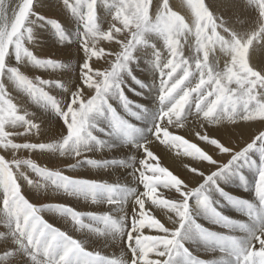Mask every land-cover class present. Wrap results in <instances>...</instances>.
<instances>
[{
    "label": "snow or ice",
    "instance_id": "1",
    "mask_svg": "<svg viewBox=\"0 0 264 264\" xmlns=\"http://www.w3.org/2000/svg\"><path fill=\"white\" fill-rule=\"evenodd\" d=\"M37 3L38 0H0V150L55 152L75 160L68 168L127 167L123 159L97 160L87 155L94 153L98 145L106 147L94 134L102 116L110 127L100 131L109 137L121 136L143 156L139 161L133 157L131 175L137 186L129 189L119 181L76 179L33 159H8L0 154V226L4 229L0 231V264H264V130H258L240 145L197 132L200 140L213 146V154L169 131L173 125L183 127L190 115L208 124L228 121L237 127L238 121L264 120V67L257 70L247 58L254 41L264 40V0H247L246 5L235 0L232 13L242 15L252 6L258 9L254 25L243 35L204 0H188L194 16L192 23L173 10L169 0H156L155 6L153 0H62L64 8L78 21L83 52L79 83L67 100H58L47 90H66L62 81L30 78L20 68L27 63L46 70L66 67L59 60L41 58L26 46L35 39L34 28L45 21L59 34V43L71 42L58 20L36 11ZM99 8L110 17L106 29L102 27ZM152 38L161 40L165 50L161 58V50L152 45L158 61L160 105L153 137L166 145L183 146L184 154L199 162L189 167L191 179L187 183L159 165L151 150L152 141H134L139 129L109 103L110 96H118L126 111L138 115L134 102L123 93L122 73L131 72L129 65L135 59V50L147 46ZM100 41H108L118 50H106L99 46ZM185 46L190 55H185ZM217 49L229 57L223 67L215 57L210 59ZM13 57L15 66L11 64ZM102 59L107 67H93L94 60ZM9 85L32 102L55 110L63 122L58 139L30 142L33 136L42 137L43 129L16 101ZM18 138L25 142H16ZM183 142L193 147L187 148ZM246 165L257 170L255 203L225 193L218 183ZM21 181L37 190H62L92 204H106L109 209L78 211L66 204L32 203L22 191ZM160 188L174 192L175 198L158 199L162 195L158 193ZM214 193L243 207L249 221L225 216L218 210ZM146 202L163 210L171 226L156 218L146 208ZM200 211L225 230L217 232L198 223L195 217ZM45 212L59 214L71 223L74 232L114 240L122 249L120 258L87 246L83 239L46 220ZM146 228L155 230V234L146 235ZM194 238L204 242V252L217 258L205 260L195 255L187 246Z\"/></svg>",
    "mask_w": 264,
    "mask_h": 264
},
{
    "label": "bare ground",
    "instance_id": "2",
    "mask_svg": "<svg viewBox=\"0 0 264 264\" xmlns=\"http://www.w3.org/2000/svg\"><path fill=\"white\" fill-rule=\"evenodd\" d=\"M51 1H53V0H51ZM58 1H61V0H57V3L59 4ZM212 2H214V1H212ZM232 3H234V2H232ZM62 5H63V3L61 2V5L59 6V10L61 9ZM221 6L222 5H220V7ZM233 6H234V4H233ZM51 9H52L51 6H49L48 11H50ZM99 9H102V8H99ZM54 11H55V9H54ZM100 12H101L100 19L102 21V27L108 26L107 23L110 22V17L107 16L104 9H102ZM61 16L63 17L62 14H61ZM192 17H193V14H192ZM64 19H65L64 22L69 21L66 18H64ZM69 23H71V22L69 21ZM236 23H237V21H236ZM44 24L46 25V23H44ZM44 24H39V25H41V29H42V27H45ZM68 29L70 30V29H72V27H70ZM42 34L43 33H41V36H38L39 49H41L45 52V50L52 48L55 51H57V53L58 52L61 53V57H63L62 63H64L63 65H65L66 67L61 68V73H60L61 78L60 79H62L61 81L64 83L66 90L59 88V87H54L53 89H54V91L57 92V96H58L59 100H64V99L67 100L69 92L74 91L75 87L79 83V79L77 77H75V74L71 73L70 67H71V65L76 64L77 61L83 62V52L80 50V36L78 38V45L73 46V43H70L71 44L70 47H67L64 43V45L61 48V46H59L56 42H55L56 44L54 43V40L49 42L48 37L42 36ZM105 45H109V42L108 41H100V43H99L100 47H103ZM152 45H155L156 49L161 50V55L165 54V50L163 49L162 41L159 39H156V38H152L149 40L148 45L146 46L147 48H145V46L144 47H139V46L137 47V51L140 53V57H141V59H143V61H141L138 66H136L138 68L139 73L141 74V77L138 78L134 82V87H135V89H137L139 91H143V93L141 94V96H139V94H136V92L131 91V92H128L129 93L128 97H132L135 99L136 97L142 98V96H143L144 100H146V101L148 99L154 97L155 101H156V102L154 101V105H155V103H157L158 106L160 107L159 101L157 99V97H158V89H157L158 84L157 83L158 82L156 83L157 85H155L154 82L156 81V79L153 78V76H152L153 74L159 75V71L158 72H151L152 70L158 69L157 68L158 61L149 59L150 57L155 56L154 49H153ZM263 45H264V43H263ZM185 47H187V46H185ZM112 48H114V47L112 46ZM187 52L188 51H186V53ZM261 52H264V51H261ZM261 52L259 51L256 54V51H254L253 56L251 55L252 56V62L254 64H256L258 61V58H260V57H258V54ZM51 53H54V52H51ZM213 57H215V59L219 62L220 67H223L225 61L229 59V57L225 53L219 51V49H217V51L215 53L210 54V59H212ZM137 62H138V60H137ZM78 63H80V62H78ZM95 65H98V63ZM149 67H151V69H149ZM39 68H40L39 70H44V68H41V67H39ZM35 69H37V68L35 67ZM51 74H52V71H51ZM55 74H58V73H55ZM125 74L126 73H123V75H125ZM127 77H128L127 79H131V77H132L131 73H129L127 75ZM151 85H153V88H156V90L155 91L152 90L153 92H148V88H150ZM11 88H13V87H11ZM49 89H52V88H49ZM49 91H52V90H49ZM110 97L114 98L116 96L112 95ZM143 98H142V102H143ZM23 99L27 100V99H25V97ZM115 101H117V100H115ZM25 103H23V104L26 105ZM33 103L34 102H32V104ZM33 108L34 107L32 106V109ZM32 109H30V110H32ZM43 110H44V107H42V106L32 110L33 111L32 112L33 113L32 118L34 116V119H36V122L40 123L41 127L43 129L42 137H36V136H34V137L39 138V140L40 139L46 140L48 135H50L51 133L53 134V132H56L59 135H61L62 134V125H63L62 120L59 119V117L57 115L55 116L51 111L48 113L49 116H47L48 114L46 113V116H44L45 118L40 119L38 116H40L39 114H41V111H43ZM49 110H50V108H49ZM145 111L147 112L148 117L154 118V120L158 121L159 110L157 112V115L155 114V112H153V113L149 112L148 109ZM153 111H155V110H153ZM54 113H55V111H54ZM140 118H143V117H140ZM103 119L106 120L104 117H103ZM139 121H140V119H139ZM141 121H143V120H141ZM238 123L240 125L239 127H237L236 125H234L228 121H222L218 125L217 124H208L207 122L197 120V119H195L194 116L190 115L189 119L187 121H185V124L183 123V127L181 129L178 127H174V128L172 127V132L174 135L183 137L184 139L189 141V143L196 144L202 150L209 152V154H213V152L215 151L213 146H211L210 144H207L206 142L200 140L199 137L196 135L197 132H200L201 134L207 133L210 137H215L217 139L224 137V139L231 141V143H233L234 145H240L244 141H246L250 135L255 134L258 130L264 129V120H261L259 118H257L256 120L247 121V122L238 121ZM137 125H139V124H137ZM201 125H203V127H201ZM101 127H102V125H101ZM58 134H53V135H58ZM145 134L146 133L144 132V130H141L140 132L135 133L134 134V141L139 142L141 144L145 143L143 141H146L145 139H149L147 137L148 135L146 136ZM180 137H177V139H179ZM125 143L127 144L128 142H126V140L124 138H122L119 135L113 134L111 140L108 143V147L105 151L101 152V151H99V148L97 147V150L94 153H88L87 155L90 158L99 160V159H106L107 157H109L107 155L111 154V156L115 159H119V158L123 159L124 158L123 160L129 162L128 158H125V155H123V154L126 152L127 149H129L131 147L127 148L125 146L126 148H124L123 145H125ZM183 143L186 145L187 148L193 147L192 144H187V142H183ZM151 150L153 151L154 155L158 158V163L161 167L167 168L169 171L173 172V174L178 176L180 179H184L186 183L191 179V174L189 173V167H195L199 163L198 161L194 160L192 157L186 156L184 154L183 146L177 148L175 146L166 145V144L158 141L155 146L151 143ZM141 153L142 152L137 151L136 148L130 149V151H129V154H131L130 157L133 156L135 159H138V160L140 158H136L135 156H138L137 154L141 155ZM42 154H45V153H42ZM46 154H48V152H46ZM46 154H45V157H46ZM49 155H54V154H49ZM217 155H219V154L217 153ZM37 156L39 157L41 155L39 154ZM126 156L128 157V155H126ZM56 157H58V156H56ZM56 157H53V158H56ZM50 158H52V156ZM53 158H52V161L54 160ZM60 158H61V156H60ZM253 159L258 160V157H253ZM132 160H133V158H132ZM52 161L50 160V162H52ZM24 170L27 171L28 174L30 176H32L33 179H36V177L30 172V170H27V169H24ZM75 170L79 171L82 175H84L85 179L86 178L90 179L91 177L95 178L99 175H102L101 180H104V181H107L110 183H115L117 181H119V182L124 181L123 184H128V185L130 184L129 189L137 186L136 181H135V177H133L131 175L133 168H130L129 166H127V167H123V166L112 167V168H107V169L95 168L92 166L91 167L85 166V167H83V169H81L79 167L78 168H68V170H65V172L67 171V173L69 174V173L75 172ZM241 174L243 176V179H241ZM256 179H257L256 168L246 165V166L240 168L238 172L231 174L228 177L222 178L220 181H218V183L223 188L225 193H228L235 198H239V199L244 200V201L255 203L256 197H255V193H254V185L256 183ZM21 183H22V191L24 192L26 198H28L32 203H36V202L38 203L39 200H42L43 198L46 197L50 201H53V200L59 201L58 202L59 204L61 203V201L63 202V199L64 200L68 199L69 200L68 205L73 206V208L75 207L76 210H78V211H107L109 209V206H107L106 204H102V203L101 204H92L90 200L87 201V200L83 199L82 201H80L79 199H74V198H72L73 196L67 195L62 190L56 191V190H53L52 188H48L46 190L45 189L37 190V189H34V188L28 186L23 181H21ZM140 190L143 191L142 186H140ZM158 193L162 194V195L157 196L158 199H173V198H175L174 192H169L163 188L158 189ZM213 199L219 201L218 210L221 211L225 216L230 217V218L237 220V221L245 222V223H247L249 221V217L246 215V210L243 207L229 202L226 198L221 197L218 193L213 194ZM79 205H81L82 208ZM128 208H129V211H131V202H129ZM146 208L151 210L153 215H155L156 218L160 219L162 223H165L166 226H171L170 223L167 221V218L164 215L163 210L158 209V208H154L153 206L150 205L149 202H146ZM55 214L56 213H53V212L43 213L44 218L45 217H48V218L52 217L54 220H56L58 222L57 224H59V226H60V224H62V227H61L62 230L69 231V233L73 234L74 237L77 239H83L86 242L87 246H89L91 248L102 249L106 255H109L112 258H120L122 249L119 245L115 244L114 240L105 241L104 239H101V238H103L102 235L97 236V235L90 234V233L74 232L73 229L71 227H69L71 224L68 226L67 223H65L63 219H62L63 222H60V220L57 217H55L57 214L56 215ZM60 218H62V217H60ZM195 218H196L198 223H200L202 226H204L206 228H210L211 230H214L217 232H223L225 230L222 226H218V225L214 224L213 220L210 218V216L206 213H203L202 211L198 212ZM3 230L4 229H2V231ZM144 231H145L146 235L155 234V230H149L146 228ZM187 246L193 251V253L195 255L199 256L201 259L211 260V259L217 258L216 255H214L212 253H206L202 250V248L204 246V242L202 240H199L198 238H194V239L189 240L187 243ZM91 248H90V250H91Z\"/></svg>",
    "mask_w": 264,
    "mask_h": 264
},
{
    "label": "rangeland",
    "instance_id": "3",
    "mask_svg": "<svg viewBox=\"0 0 264 264\" xmlns=\"http://www.w3.org/2000/svg\"><path fill=\"white\" fill-rule=\"evenodd\" d=\"M179 3H178V2ZM182 1V2H181ZM212 1H214V2H212ZM222 1V2H221ZM59 2V4L61 5V2H62V0L61 1H58ZM193 2H194V0H193ZM204 2L206 3V4H209V5H211L210 7H212V10L215 12V14H217V15H221V16H224V18L226 19V21L228 22V25L231 27V28H233L236 32H238V33H240L241 35H243V34H245L247 31H249L250 30V28L254 25V22H255V20H256V17H257V14H258V9H256L255 8V6H252L251 8H248V9H246V11H245V13L243 12L242 13V15H240V14H238V13H232V11L234 10V8H235V0H204ZM228 2V3H227ZM232 2H234V3H232ZM241 2H243V3H245V5H246V3H247V0H241ZM49 3V4H48ZM58 3H57V0H53V1H51V0H38V3L35 5V9H36V11L37 12H39L43 17H47V18H50V19H55V20H58L59 22H60V24L61 25H63V29H64V32H65V34H66V37H67V39L68 40H70V41H72V42H70V43H73V46H76V45H78V38H79V36H80V26H79V24H78V21L76 20V18L75 17H73L65 8H64V6L62 5V7H61V9L59 10V5ZM155 4H156V0H153V5L155 6ZM169 4H170V6L172 7V9L173 10H175V11H177L178 13H180L182 16H184L185 17V19L189 22V23H192V21H193V19H194V16L192 17V14H193V12H192V9H191V7L189 6V3H188V0H169ZM180 4V5H179ZM233 4H234V6H233ZM39 5V6H38ZM220 5H222L221 7H220ZM41 6V7H40ZM49 6H51V10L50 11H48V9H49ZM43 8V9H42ZM215 8V9H214ZM54 9H55V11H54ZM103 9V8H102ZM102 9H98V14H99V17H100V14H101V10ZM100 10V11H99ZM219 11V12H218ZM253 13H252V12ZM66 12V13H65ZM68 12V13H67ZM191 12V13H190ZM228 12V13H227ZM63 15V17L61 16V14ZM235 14V15H234ZM248 14V15H247ZM251 14V15H250ZM240 16V17H239ZM249 16V17H248ZM255 16V17H254ZM236 17V18H235ZM64 18H66L67 20H69L71 23H69V21H67V22H64ZM246 18V19H245ZM254 18V19H253ZM236 21H237V23H236ZM44 23H46V25L44 24ZM245 23V24H244ZM250 23V24H249ZM41 24H44L45 25V27H42V29H41V25H37L35 28H34V37H35V39H34V41L32 42V43H27L26 44V46H28V47H30V49L33 51V52H35L37 55H39L41 58H53V59H55V60H59V61H61V62H63V57H61V53H57V51H55L54 49H52V48H50V49H48V50H45V52L43 51V50H41V49H39V46H38V41H39V39H38V36H41V33H43L42 34V36H47L48 37V40H49V42L50 41H52V40H54V43L56 42L59 46H61V48H62V46L64 45V43H65V45L67 46V47H70V43L69 42H67V40L64 42V43H58V40H59V34L56 32V30H55V28L54 27H52V25L50 24V23H48V22H43V23H41ZM108 24V23H107ZM245 25V26H244ZM70 27H72V29H68V28H70ZM106 27L107 26H105L104 28L106 29ZM66 29V30H65ZM38 32H37V31ZM36 32V33H35ZM45 34V35H44ZM58 35V36H57ZM224 35H227V33H224ZM53 37V38H52ZM55 38V39H54ZM58 39V40H57ZM37 40V41H36ZM57 40V41H56ZM77 42V43H76ZM55 43V44H56ZM263 43H264V40H257V41H254V43H253V45L251 46V48L249 49V52H248V54H247V58H248V60H249V63L253 66V67H255L257 70H259L261 67H264V52H261V51H264L263 49H264V45H263ZM37 44V45H36ZM36 45V46H35ZM107 46V47H106ZM112 46L114 47V48H112ZM111 47L109 46V45H105V46H103V48H105L106 50H118L117 48H116V46L115 45H112ZM139 47H144V46H139ZM145 48H147L146 46H145ZM149 49V48H148ZM185 55L187 54V55H190V49H188V47H185ZM50 50V51H49ZM186 51H188L187 53H186ZM254 51H256V54H257V52H261V53H259L258 54V57H260V58H258V61H257V63L256 64H254L253 62H252V56H253V52ZM39 52V53H38ZM51 52H54V53H51ZM138 53V54H137ZM189 53V54H188ZM186 55V56H187ZM252 55V56H251ZM261 55V56H260ZM134 57H135V59H133L132 60V62L130 63V65H129V68H130V70H131V75H132V77H131V79H127L128 77H127V75L129 74V72H125L126 74L125 75H123V73H122V79H123V86H122V88H123V93L125 94V96L128 98V100L129 101H134V105H136L135 106V110L137 111V112H139L138 113V115L137 116H132L131 115V113L129 112V111H127L126 112V109H125V107H124V105L122 104V102H121V100L118 98V96H116V97H114V98H111V97H109V103L112 105V106H114L113 108H115V110L117 111V113L118 114H120L123 118H125V119H127V120H129V122L130 123H132V124H134L138 129H139V132L141 131V130H144V132L146 133L145 135L149 138V139H145L146 141H143V142H148V141H152V144L155 146L156 144H157V142L158 141H156V140H154V137H153V128H154V126H155V124L157 123V121L156 120H154V118H150V117H148V115H147V112L145 111V110H147L148 109V111L149 112H151V113H153V112H155V114L157 115V112H158V110L160 109V107L158 106V104L157 103H155V105H154V101H155V98L153 97V98H150V99H148L147 101L146 100H144V98H143V96H142V98H143V102H142V98H140V97H136L135 99L134 98H132V97H128L129 96V93L128 92H136V94H139V96H141V94L143 93V91H139V90H137V89H135V87H134V82L138 79V78H140L141 77V74L139 73V71H138V68L136 67V66H138L139 65V63L141 62V61H143V59H141V57H140V53L137 51V49L135 50V52H134ZM163 57V55H161V58ZM149 59H151V60H155V61H157V59H156V57L155 56H153V57H150ZM137 60H138V62H137ZM78 62H80V63H78ZM83 62H81V61H77L76 62V64H73V65H71V67H70V71H71V73L72 74H75V77H79V68H80V64H82ZM98 63V65H95V64H97ZM102 63V64H101ZM106 63V64H105ZM254 65H253V64ZM11 64L13 65V66H15V60H14V57L13 58H11ZM29 64V65H28ZM62 64H64V63H62ZM101 64V65H100ZM107 67L108 66V64H107V62L106 61H104L103 59L102 60H100V61H95L94 60V62H93V67ZM34 67V68H33ZM35 67L37 68V69H35ZM20 68H21V71L23 72V73H25L26 75H28L30 78H34V77H42L44 80H62V79H60L61 77H60V73H61V69H57V70H46V69H44V70H39L40 68L38 67V66H35V65H33V64H31V63H27V64H23V65H21L20 66ZM32 68V69H31ZM149 69H151V67H149ZM60 70V71H59ZM51 71H52V74H51ZM58 71V72H57ZM151 72H158V69H155V70H152ZM55 73H58V74H55ZM135 74V75H134ZM46 75V76H45ZM50 75V76H49ZM153 76V78H155L156 79V81L154 82L155 83V85H157L158 83L157 82H159L158 81V78L157 77H159V75H157V74H153L152 75ZM157 76V77H156ZM59 77V78H58ZM133 77H135V78H133ZM126 82V83H125ZM157 83V84H156ZM10 87H9V91L10 92H12V95L16 98V101L19 103H21L22 104V106H24L26 109H28L29 110V112L33 115V109H36V108H38V107H44V110L43 111H41V114H39L40 116H38L40 119H44L45 117L44 116H46V113L48 114L50 111L56 116L57 114H56V112L54 113V111L55 110H53L51 107H45L44 105H40V104H37V103H33L32 104V102H31V100L29 99V97L27 96V95H24L23 93H21V92H19L18 90H16L15 91V89H14V87L12 86V85H9ZM140 86V85H139ZM11 87H13V88H11ZM50 88H52V89H49V90H52V91H49L48 89V91L50 92V94L52 95V96H54V97H56L57 96V92L56 91H54V87H50ZM153 85H151L150 86V88H148V92H153V91H155L156 90V88H153ZM14 89V90H13ZM157 89H158V87H157ZM13 90V91H12ZM153 90V91H152ZM19 95H17V94ZM127 93V94H126ZM21 94V95H20ZM24 96H23V95ZM22 97V98H21ZM25 97V99H27V100H24L23 98ZM58 100H59V98H58V96L56 97ZM111 98V99H110ZM115 100H117V101H115ZM24 101V102H23ZM113 101V102H112ZM26 102V103H25ZM112 102V103H111ZM137 102V103H136ZM146 104H145V103ZM156 102V101H155ZM19 103V104H20ZM23 103H25L26 105H24ZM141 103V104H140ZM28 104V105H27ZM30 104V105H29ZM118 105V106H117ZM28 106V107H27ZM32 106L34 107L33 109H32ZM62 107H63V104H62ZM49 108H50V110H49ZM159 108V109H158ZM30 109H32V110H30ZM138 109V110H137ZM153 110H155V111H153ZM124 111V112H123ZM44 112V113H43ZM158 114H159V112H158ZM155 115V116H156ZM47 116H49V114L47 115ZM58 116V115H57ZM59 117V116H58ZM140 117H143V118H140ZM33 118H34V116H33ZM38 118V119H39ZM60 119V118H59ZM103 119V117L101 116L99 119H98V121H97V125H98V127H97V129H96V131H95V133L94 134H96V136L98 137V139H100V140H103L104 142H105V145H106V147H104V148H101L99 145L97 146L98 148H99V151H101V152H103V151H105L106 149H107V147H108V143H109V141L111 140V138H112V136L111 137H109V136H107L106 135V133L105 132H102V131H100L99 129H101V128H103V129H105L106 128V130L110 127V122L108 121V120H102ZM139 119H140V121H139ZM138 120V121H137ZM141 120H143V121H141ZM145 120V121H144ZM106 121V122H105ZM102 122V123H101ZM105 122V123H104ZM100 123V124H99ZM184 124H185V121L183 122ZM137 124H139V125H137ZM101 125H102V127H101ZM145 125V126H144ZM153 125V126H152ZM151 126V127H150ZM148 129H147V128ZM172 127L174 128V127H176L175 125H173V126H171L170 128H169V130L172 132ZM178 128H182V127H178ZM9 130H12V129H9ZM22 130V129H21ZM147 130V131H146ZM264 130V129H263ZM53 134H58V133H56V132H53ZM52 133L50 134V135H48V137L46 138V140L45 139H40L39 140V138H35L34 136L33 137H31V140H30V142H50L51 141V139L52 140H54V139H58L59 138V134L58 135H53ZM166 136H167V133H166ZM54 138V139H53ZM50 139V140H49ZM33 140V141H32ZM38 140V141H37ZM107 140V141H106ZM154 140V141H153ZM16 142H19V143H23V142H25L24 141V139L22 138H18L17 139V141ZM129 143V142H128ZM126 144L125 143V145H123V147L124 148H128V147H131V148H129V149H127L126 150V152L123 154V155H125V158H128V160H129V162H128V166L130 167V168H132V164L131 163H133V160H132V158H133V156L132 157H130L131 156V154H129V151H130V149H133V148H135L134 147V145H133V143H129V144ZM136 143H139V142H136ZM128 145V146H127ZM161 145V144H160ZM126 146V147H125ZM163 148V147H162ZM161 148V149H162ZM21 152V153H20ZM20 152H17V153H13V152H7V153H5V152H3L2 150H0V154H7L6 155V157L8 158V159H11V158H13V156H16L17 158H21V159H33V160H35L36 162H38V163H40L42 166H44V165H46V166H48V167H50V168H53V169H55V170H61V171H63L64 172V174L65 175H68V176H70V177H72V178H76V179H85V176L84 175H82L79 171H77V170H75V172H73V173H67V171L65 172V170H68V164H75V160H73L72 158H70V157H67V156H61V158H60V155H58V153H55V152H48V154H46V157H45V154H42V153H40V152H28V151H24V150H21ZM41 155V156H37V155ZM49 154H54V155H49ZM36 155V156H35ZM48 155V156H47ZM126 155H128V157L126 156ZM138 156H135L136 158H141L142 156H143V153H141V155H139V154H137ZM52 156V158L53 157H56V156H58V157H56V158H53L54 160L52 161V158H50ZM107 156H109V157H107L106 159H115V158H113L112 156H111V154L110 155H107ZM49 158V159H48ZM70 158V159H69ZM131 160H130V159ZM45 159V160H44ZM119 159H121V158H119ZM124 159V158H123ZM50 160L52 161V162H50ZM135 161H139L138 159H135ZM130 164V165H129ZM83 167H85V166H83ZM83 167H79V168H81V169H83ZM86 167H91L90 165L89 166H86ZM76 168H78V167H76ZM87 179V178H86ZM101 180L102 179V175H99V176H97V177H91L89 180ZM110 183V182H109ZM122 184L124 183V181H122L121 182ZM22 184V183H21ZM123 185H126L128 188L130 187L128 184H123ZM72 198H74V199H79L80 201H82L84 198H82V197H80V196H76V197H72ZM66 199V198H65ZM59 201H50L49 199H47L46 197L45 198H43L42 200H39L38 201V203L36 202V204H49V203H54V204H59L58 203ZM74 202V201H73ZM68 203H69V200L68 199H66V200H64L63 199V202L61 201V203L60 204H66V205H68ZM81 208H82V206L81 205H79ZM71 207H73V206H71ZM75 208V207H74ZM76 209V208H75ZM57 214V213H56ZM55 214V215H56ZM53 216V215H52ZM55 217H57L59 220H60V222H63V220H64V222L65 223H67V225L69 226L71 223L69 222V221H67V220H65L64 218H60L61 216L59 215V214H57ZM45 219L46 220H48L50 223H53V224H55V226H57V227H62V224H60V226H59V224H57L58 222L56 221V220H54L52 217H45ZM63 219V220H62ZM53 220V221H52ZM69 227H71L72 228V226L70 225ZM2 229H3V227L2 226H0V230L2 231ZM102 237L103 238H101V239H104L105 241H112V240H109V238H107V237H105V236H103L102 235ZM3 247V245L1 246L0 245V251H2V248Z\"/></svg>",
    "mask_w": 264,
    "mask_h": 264
}]
</instances>
